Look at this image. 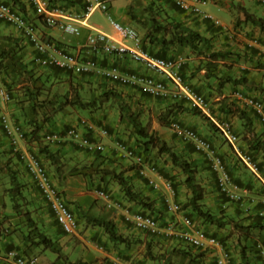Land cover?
<instances>
[{
  "label": "crops",
  "instance_id": "0c3cea01",
  "mask_svg": "<svg viewBox=\"0 0 264 264\" xmlns=\"http://www.w3.org/2000/svg\"><path fill=\"white\" fill-rule=\"evenodd\" d=\"M20 1L26 5L25 14L28 17L35 16L33 21L37 23L39 34L43 38L50 36L53 42L61 43L69 51L81 52L84 55L82 56L84 60L90 57L96 58L102 68L115 64L123 72L153 74L143 65L130 59L108 55L101 50L93 51L86 44V38L90 32L88 26L92 25L82 26L81 34L69 39L59 29L45 26L35 12L33 13V9L29 7L27 0ZM58 1V3L62 2L61 0ZM70 1L65 3L72 11L81 10V3L77 0ZM210 1L217 12L225 15L224 19H218L219 24L179 11L169 4H163L157 10L159 12L157 17L162 21L179 23L181 26L188 27L206 37L208 41L205 46H201L203 48L202 52L200 49L180 45L170 32L153 33L150 38L143 37L146 32L145 28L140 29L138 32L144 39L145 46L152 52L165 57H183L185 59L181 70L183 75L190 80V84L196 90L205 95L209 103L210 113L203 115L192 109L187 103L178 102L181 108L172 112L171 119L178 120L183 125L194 128L210 139L222 155L234 178L247 187L248 194L245 196L244 204L226 202L225 207L228 204L231 207H226L229 210L227 213L240 225H250L256 222L264 224V218H259L255 211L248 216L243 210L246 204L254 205L256 200L263 196L262 183L243 169L231 146L221 136L217 128L218 121L230 120L234 124L236 133L242 138L245 128L240 112L244 111L252 122L253 132L248 135L252 136L253 139L258 138L257 140L264 141V126L258 117L231 95L232 91L240 88L242 91L264 100V55L260 52V50H264V30L246 20L244 16V12H249L264 18V5L259 0ZM126 25L138 26L130 18L127 19ZM93 27L99 29L96 26ZM10 28L16 35L22 37L12 27ZM169 28L172 29V26L169 25ZM107 35L114 39L116 43L130 44L131 42L122 40L114 30L113 33ZM254 39L258 41L257 44L253 42ZM24 42L30 45L27 39H24ZM29 48V54L32 57L31 45ZM212 53H216V56L211 57ZM14 78L15 76L10 79L3 76L0 79V85L6 84L5 86L9 88L12 85L9 82H14ZM231 79H241V82L235 83ZM88 81L100 84V90L103 87L114 88L120 94L121 101L128 104L132 111L138 112L143 122H152L153 120L154 125L152 128L158 132L161 138L171 145L175 151L196 161L198 166L197 178L205 189L204 202L211 207L220 205L221 198L216 187L214 173L211 171L210 164L205 156L197 152L190 142L175 134L169 126H162L157 120L159 113L164 112L168 106L175 104V102L170 99L145 97L136 86L113 83L106 76L96 74L85 75L73 82L72 85L78 89H85L89 85ZM14 87H17V85L15 84ZM12 93H14V90H12ZM110 102L116 103L114 99H110ZM15 106L14 103L5 105L0 100V112L5 111L14 121L17 119L23 120L25 116L21 115L25 113L23 111L18 113ZM114 108L112 107L114 113L104 109L99 113L98 111H92L89 115L95 122L105 125L111 132L110 137L104 139L106 149L102 157H96L93 154L77 150L69 141L53 143L49 146L51 150L57 151L60 156L63 166L58 171L59 173L57 172V180L64 191L65 199L76 213L79 222L78 230L72 235H66L61 230L25 167L14 157L12 164L16 165L14 168L19 171V177L24 182L22 191L25 196V209L30 211V216L36 221L38 227L54 239L55 244L68 258V264H74L77 261L86 264H116L118 260L124 259H132L141 264H189V257L182 251L186 248V245L175 234L162 233L159 236L152 237L124 221L126 211L135 212L141 208L124 197L111 171H121L130 179L134 189L142 190L143 194H147L154 199V207L158 209L159 213L161 212L165 225L173 222L177 227L181 226L183 223L181 214L183 215L189 211L184 209L181 212L173 213L166 210V206L160 199L161 192L150 189L145 183V179L137 174L139 165L150 164L153 161L157 162L163 177L170 178L175 183L176 202L185 203L190 193L182 182L183 175L181 171L171 165L166 155L162 154L156 157V149L143 150L138 137L126 121L125 112H121L119 109L115 111ZM67 112H70V110L63 111L58 117L56 115L54 123L49 124V126L62 130L67 125L73 124L78 117H81L79 113L69 115ZM116 113L119 114L118 120H116ZM19 122L22 123V121ZM117 139H123L128 146L134 148L135 154L133 157L129 158L116 150L115 140ZM36 145L34 141H30V143L24 142L22 146L35 151L37 150ZM239 145L243 149L249 147L243 138ZM0 148L7 152L11 150L9 141L3 135L1 129ZM255 153L264 174V149L255 151ZM12 154L14 153L12 152ZM95 188L108 190L112 195V199L121 203V208L107 206L105 201L96 197ZM9 200L8 195L0 197V250L5 251L11 247H18L25 253L35 254V247H41V245L32 244L24 236L27 229L26 226L23 227L25 217L12 211ZM253 210H255V207ZM92 218L111 219L115 223L118 233L128 237L130 242L126 244L112 241L104 228L94 223L91 220ZM194 225L208 233L216 232L217 235L223 236L226 247L231 250L236 263L241 262V254H243L248 260V264H262L256 252V244L260 241L264 242V228L250 227L248 235L239 233L241 236L235 239L236 232L227 236L229 232L225 228H218L198 220L194 221ZM243 246H246V248H243ZM68 249L78 251V254L75 255L76 258H70ZM191 252L199 251L192 249ZM214 259L212 253L204 252L201 263L215 264Z\"/></svg>",
  "mask_w": 264,
  "mask_h": 264
},
{
  "label": "built area",
  "instance_id": "2783aa9c",
  "mask_svg": "<svg viewBox=\"0 0 264 264\" xmlns=\"http://www.w3.org/2000/svg\"><path fill=\"white\" fill-rule=\"evenodd\" d=\"M27 1L41 15L43 23L46 26L56 27L64 33L75 36L81 34L82 26L89 25V18L95 10L103 12L109 10V0H81L82 8L77 12L72 11L69 7H62L60 4L51 5L48 0ZM170 1L184 12L219 24L217 18L202 8L208 0ZM259 1L264 5V0ZM0 19L11 24L29 39L34 49L33 59L40 66H58L71 70L76 74L93 73L106 76L111 82L136 86L140 91L151 97L174 101L182 100L198 108L204 114L210 113L209 103L205 96L194 89L186 81L181 72V67L184 63L183 58H168L151 52L144 47L138 31L130 26H125L111 19L113 30L122 40L131 41L130 44L116 43L106 33L93 26H88L90 30L95 32L88 34L87 45L93 51L101 49L105 54L130 59L135 63L143 65L153 74L123 72L115 64L102 68L96 58L84 60L82 59L84 55L79 51H69L62 46L57 47L52 41L42 40L39 37L36 26L18 10L2 0H0ZM253 42H256V40ZM232 96L243 105L249 107L264 125V101L262 99L246 94L240 89L233 91ZM0 98L5 101L10 100V93L3 87H0ZM0 122L5 135L10 139L14 151L19 153L25 167L35 181L43 199L48 204L62 230L67 234L75 232L78 228L77 218L64 200L50 172L36 154L28 150H22L20 147V142L25 139L24 129L20 125L10 121L5 113H1ZM170 127L175 134L191 142L194 149L205 156L211 170L215 174V182L219 193L228 201L242 203L248 191L232 177L225 160L213 143L195 129L187 127L179 121H172ZM217 127L222 136L231 145L234 154L241 164L262 182L264 188V175L261 172L259 161L250 150L243 149L238 145L239 137L233 124L228 120H222L218 121ZM106 136H108L106 128L96 125L90 119L81 118L75 125L69 126L63 132L51 131L45 133L43 140L45 142L58 143L70 139L78 147L93 152L104 150L105 145L98 137ZM115 147L125 156H134V150L122 140H116ZM138 173L154 190L163 191L164 203L170 211L175 212L179 209L178 203L174 200L176 190L172 180L163 177L156 164H141ZM96 194L99 198L111 201L110 194L107 191L96 190ZM258 203L261 205L258 214L264 215V198L260 199ZM113 204L116 207H120L116 202ZM124 220L135 228L149 234H175L183 243L194 248L202 250L216 249L218 251L216 264H234L229 251L224 248L223 244L215 236L207 235L202 230L197 229L192 219L188 216H182L181 220L183 223L178 227L173 222L162 227L155 216L142 211H126L124 213ZM257 248L262 264H264V244H258ZM0 262H7L8 264H38L34 257L25 256L17 249L0 251ZM116 264L139 263L132 260H118Z\"/></svg>",
  "mask_w": 264,
  "mask_h": 264
},
{
  "label": "trees",
  "instance_id": "16d2710c",
  "mask_svg": "<svg viewBox=\"0 0 264 264\" xmlns=\"http://www.w3.org/2000/svg\"><path fill=\"white\" fill-rule=\"evenodd\" d=\"M7 3H11L14 8H17L20 10L19 12H22L25 14V3L21 2L20 0H4ZM51 5L53 4H60L62 7H67L66 1L70 0H61L62 2L58 3V0H48ZM79 3H81V0H77ZM72 2V1H70ZM73 3V2H72ZM146 7V11L143 17L140 15H136L135 13L130 14L131 19L142 29L145 28L146 32L144 33L145 38H150L153 33H159V32H170L177 43H179L182 46L190 47L193 49H200L202 52L203 46L207 43V38L198 33L197 31H194L188 27L181 26L179 23H174L173 21H168L164 22L161 19L157 17L158 11L160 7L163 4H169L171 7L180 10L176 5H174L170 0H152L148 3ZM81 8H82V3H81ZM151 8V11L149 10ZM147 9L150 11H147ZM144 14V13H143ZM245 19L252 22L256 26H258L260 29L264 30V18L255 16L253 13L249 12H244ZM4 23L5 25L12 27L7 22H4L3 20L0 19V24ZM36 27L37 24H33ZM169 25L172 26V29L169 28ZM13 28V27H12ZM20 34V33H17ZM49 36V35H48ZM17 38V39H16ZM2 39H5V41H10L12 43L18 44L22 40H24L23 37L16 35V37H4L2 36ZM143 39V38H142ZM52 41L51 37L49 36L47 38V41ZM87 41V38H86ZM144 42V39H143ZM87 44V42H86ZM144 47L145 43L143 44ZM56 46H64L61 45V43H56ZM88 46V45H87ZM202 46V47H201ZM90 47V46H89ZM91 48V47H90ZM147 48V47H146ZM68 50L67 48H65ZM92 49V48H91ZM101 50V49H98ZM102 51V50H101ZM155 53V52H154ZM159 55L158 53H155ZM162 56V55H159ZM212 56H216V53H212ZM0 58H2V55H0ZM94 58V57H90ZM21 62V61H20ZM19 62V67L18 71H13L10 73H13L11 76H6L4 75L3 71L2 75L4 77H9L14 78V82H9L12 84L9 86V90H11V96L12 100L15 96L16 90H14V93H12V89L14 85L19 82V77L24 76V79L20 80L23 83L19 87L20 90H18V93L23 91L25 97L24 100L26 103H28L29 107L28 109L31 110L32 114L29 119H26L24 122H28L27 127L22 125L24 127V135L26 137V142L30 143V141H34L37 145V150L33 151L36 153V155L40 158V160L46 165L47 168L50 169L51 166V171H53V174L56 178H58V171L62 169V162L60 160V156L57 151H53L49 148L50 143H46L43 141L42 136L40 134L41 130L43 127H45L46 124H50L53 120L51 119V116L48 114H45L47 117H43L41 120L35 119L33 113L35 112V106L34 102L36 103L37 100H39V96L42 92L41 89L38 88L39 85L43 83H47V81H54V79L58 80L62 78V80H67L69 83V92H74L72 97L70 96V93H65L63 96H61L59 99L58 98H50L48 100V104H51V108H53V114L55 112H60L63 110L66 106H75L79 107L80 109H88L91 106H95L96 108H99L101 106L102 101H110V99H114L117 103V106L121 112H125L126 116V121L130 125V127L133 130V133L138 137L140 144L143 147V150H148V149H156V157L159 155H166L171 163V165L175 168H178L182 175L183 179L182 182L188 189L190 195L185 203L182 205V209L187 208L188 209V214L194 219V217H197V219H200L203 223L214 225L218 228H227L228 226L233 227V222L235 227H238L241 229V232L239 233H244V234H249L248 229L250 227H261L264 228V224L261 222H256L252 223L250 225H240L237 222L234 221V219L231 218V216L228 213H225L224 210H226L222 204L227 200L222 194H220V205L215 206L213 209H208L205 207L206 203L204 202V194H205V189L204 186L199 182L197 178V170L198 166L197 163L194 159H190L183 155L180 152L175 151L171 145H169L163 138H161L157 133H154L152 131V124L151 121H146L143 122L140 119V114L136 111H132L130 106L124 102L121 101L120 94L114 89V88H107L103 87L101 90L100 96L101 100L96 101L95 99H86L84 98L81 93L80 89L77 87L73 86V91H72V82L70 81L73 80L75 77L82 78L85 75H92L93 73H81V74H76L72 72L71 70L64 69L58 66H40L38 65L33 57L29 58L27 63H20ZM213 64V63H212ZM29 66V67H28ZM37 67H41L45 70L44 73H39L34 77V72L36 71ZM11 68H14L13 66ZM35 70V71H34ZM36 80V81H35ZM79 80V79H78ZM235 83L236 82H241V79H231ZM77 81V80H76ZM36 82V83H35ZM39 82V83H38ZM75 82V81H74ZM92 82V81H88ZM35 83V84H33ZM100 85V84H99ZM101 86V85H100ZM82 89V88H81ZM66 91V92H68ZM143 96L145 97H150L149 95L141 92ZM42 94V93H41ZM58 96V95H57ZM32 101V102H31ZM175 104L168 106V108L164 112H160L159 115L157 116L158 122L162 126H170V123L172 121V112L175 110L181 108L180 104L178 102L185 104V101L179 100V101H173ZM41 104V105H40ZM40 106L43 107L44 103L40 102ZM54 104V105H53ZM177 104V105H176ZM192 109L198 111L201 113L199 110H197L195 107H192ZM241 117L243 118V126L245 128V132L243 133V139L247 142L249 148L252 151H259L264 149V141L263 140H257L258 138L253 139V137L248 134H251L253 132L252 128V122L250 118L245 114L244 111L240 112ZM48 121L50 123H48ZM52 124V123H51ZM26 125V124H25ZM42 142L43 145H39L38 142ZM77 150L83 151L80 148L76 147ZM12 150L9 151V153L5 150H2L0 148V160L3 158V156L9 154L10 160L13 162V158L16 157L21 163L23 162L20 155L18 153L12 154ZM4 152V153H3ZM6 152V153H5ZM85 153L88 154H93L96 157H102L103 153L102 151H84ZM13 155V157H12ZM256 157V153L254 154ZM157 159V158H156ZM7 159V163L10 161ZM11 162V163H12ZM153 164H156L158 167L159 172L161 173L159 169V165L157 162L153 161ZM228 168V166H227ZM15 169V168H14ZM26 169V168H25ZM229 169V168H228ZM138 170V169H137ZM230 171V170H229ZM18 170H13V175H12V184L10 189L8 190L10 192V201H11V209L15 214H22L25 217V225L26 226V231L24 232V236L32 243V244H37L41 245L44 248H53L58 252L59 257L57 260L50 262V264H68V258L63 254L64 257L61 255V250L58 247V245L55 244L54 239L47 234L45 231L40 229L36 223V221L30 216V211H26L20 213L19 210L17 209L18 206H25V196L23 194V186L24 183L23 181L20 180L18 177ZM58 172V173H57ZM231 173V171H230ZM18 174V175H17ZM112 176L115 178L117 183L119 184L124 197L130 201L134 202L136 205H138L143 212H149L154 215L158 214L159 218H161V212L159 213L158 209L154 207L155 200L152 199L149 195L143 194L142 190H136L134 189L133 185L130 182V179L125 176L121 171H111ZM137 174L139 175L138 171ZM232 177L234 178L233 174L231 173ZM17 176V177H16ZM140 176V175H139ZM236 182H238L241 186H244L241 181H238L236 178H234ZM175 185V183H174ZM150 189H152L149 186ZM20 196V199L15 202V198H18ZM160 199L162 200L164 204V200L162 196H160ZM212 208V207H211ZM157 211V212H156ZM194 216V217H193ZM259 218H264L263 215H258ZM94 223L98 224L99 226H102L106 232V234L109 236V238L112 241H116L119 243H129V238L126 236H123L122 234L118 233L116 230L115 223L109 219V218H92L91 219ZM160 224L163 226L165 225L163 220L160 222ZM142 232V231H141ZM149 236L155 237L156 235L145 233ZM212 235L216 236L217 233L214 232ZM221 240L223 239V236H219ZM186 248L182 249L183 253L186 254L189 257V264H202L201 259L203 257V253L206 251L198 250L199 252H191L192 249H194L190 245H186ZM243 248H246V246H243ZM197 250V249H194ZM242 255V260L239 264H248V260L245 258V255ZM74 264H86L82 263L80 261L75 262Z\"/></svg>",
  "mask_w": 264,
  "mask_h": 264
},
{
  "label": "rangeland",
  "instance_id": "374dc122",
  "mask_svg": "<svg viewBox=\"0 0 264 264\" xmlns=\"http://www.w3.org/2000/svg\"><path fill=\"white\" fill-rule=\"evenodd\" d=\"M150 1H152V0H110L109 11L103 12L100 10H95L93 12V14L91 15V17L89 18V21H88L89 25L98 27L101 31L105 32L106 34H111V33H113V28L111 25V19H114L117 22H119L123 25H126L127 19L128 18L131 19L130 14L135 13L137 16L140 15L141 17H143L145 15L146 7H147V5H149L148 3ZM202 8L205 11L208 10L207 12L210 13L211 15H213L217 19L222 20L225 18V15L223 13L216 11V8L213 7V4L210 0ZM149 10L151 11V8ZM149 10L147 9V11H149ZM34 12H35V10H33V13ZM30 17H31L30 19H32V20L35 19V16L34 17L30 16ZM134 28L137 29L138 31L141 29L139 26H135ZM88 30L92 33L95 32V31L90 30V29H88ZM65 35L69 39L74 37V35H71V34L65 33ZM2 36H4V37L9 36L11 39L12 37H16V33H14L11 30V28L9 26L5 25L4 23L0 24V55H2V58H0V70L3 71L4 75L11 76L13 74V73H10V72H12L11 70L18 71L20 61H21L20 63H27L29 58H31V56L29 54L30 45H28L26 42H24V40H22L18 44L12 43L10 41H5V39H2ZM12 66L14 68H11ZM43 70H45V69H43L41 67H37L36 71L34 70L35 71L34 77H36V75L39 73L43 74L44 73ZM21 79L23 80L24 76L19 77V80H18L19 82L17 83V87H13V89H12V90H16V93H15L13 100H11L9 102H5L4 100L3 101L1 100V101L5 105L14 103V105H16L15 107H17L16 110L18 113H20V112L22 113V111H23L25 113V114L21 115V116H25L23 118V120L17 119L16 121L17 122L22 121V125L27 127L28 122H24V121H26V119H29L31 117L32 112L30 109H28V107H29L28 103H26V101L24 100L25 95H24L23 91L18 93V90H20L19 87L23 83L22 81H20ZM78 79H79L78 77H75L73 80L70 79V81L73 83L74 81H76ZM186 80L188 82L190 81L189 79H186ZM35 83H33V84H35ZM69 83L70 82H68L67 80H62V78H60L58 80L54 79V81H52V82L47 81V83H43V84L38 86V88L42 90V92H41L42 94L39 93L40 94L39 100H37L36 103L34 102V106H35L34 111L35 112L33 113V115H34V117H36L35 119H37V120L41 119L42 120L43 117H47V116H45V114H48L51 116V119L53 120L51 123L53 124L56 115L58 117L59 114L63 113V111H69L70 110V112H67L69 115L70 114L75 115V113H79L81 115V117L82 116L88 117L90 115V112H92V111H94V112L98 111V113H99V112H102L104 109H106V110L108 109L110 112L114 113V110H112V107L114 108V106H116L114 108L115 111H117L119 109L117 106V103H113V102H110L108 100L107 101L101 100L100 85L97 82H94V83L93 82H87V83H89V85H87V87L85 89L84 88L80 89V90H82V91H80V93L86 99L87 98L90 100L95 99L96 101H99V99H100L102 101V103H101V106L99 108H96L95 106H91L88 109H80L79 107L68 105L63 110H61L60 112H55L53 114L52 113L53 108H51V104H48V100L50 98L54 99L55 97L59 99L65 93H70L69 97H72L74 92L72 93V92L68 91V90H70L69 89ZM5 85L6 84H4V86ZM77 85H79V84H77ZM73 86L74 85H72V91L74 89ZM66 91H68V92H66ZM40 102L44 103L43 107L40 106L41 105ZM116 115H117L116 120H118L119 114L116 113ZM153 122L154 121L152 120V122H151L152 126L154 125ZM19 123H21V122H19ZM48 123H50V122L48 121ZM0 129H1V125H0ZM54 129L55 128H52V126H49V124H46L45 127H43V129L41 130L40 134L44 131H49V130H54ZM152 131L154 133L158 134V132L154 128H152ZM240 132H241V129H240ZM242 138H243V136H242ZM242 138H241V140H242ZM42 142L39 141L38 144L43 145L44 142L43 143ZM9 156L10 155L7 154V155L3 156V158L0 160V197L8 195V198L10 197V192L8 190L11 187L12 179H13L12 178L13 170H15L14 167L16 166L15 164L11 163L12 161L10 160ZM12 157H13V155H12ZM7 159L10 160L8 163H7ZM243 169H245V168L243 167ZM245 171H246V169H245ZM248 173H250V172H248ZM18 177H19V175H18ZM20 180L23 181V179H21V178H20ZM19 199H20V196H18V198H15V202H17ZM9 203L11 204L10 200H9ZM245 204H246V202H245ZM205 207L208 209L215 208V207L211 208V206L207 205V204L205 205ZM229 207L230 206H228V208ZM228 208L226 210H224L225 213L229 212ZM17 209L19 210L20 213L25 212V206L24 205L18 206ZM185 209H187V208H185ZM245 213L248 216L251 215L246 211H245ZM194 220L201 221L200 219H197V217H194ZM225 229L227 232H229L227 234V236L234 234L235 232H236L235 237H234L235 239H237L241 236V235H239V232H241V229H239L238 227H235L234 222H233V228L231 226H228ZM227 236H225V237H227ZM223 239H225V238H223ZM35 248H36L34 251L35 254H33V255L38 259L39 264H50V262L57 260V258L59 257L58 252L51 247L50 248H44L42 246L41 247L38 246ZM68 251H70L69 253H70L71 259L76 258L75 255L78 254V251H74V250L72 251L69 249H68ZM61 255H62V257H64L62 252H61Z\"/></svg>",
  "mask_w": 264,
  "mask_h": 264
},
{
  "label": "clouds",
  "instance_id": "9594fccd",
  "mask_svg": "<svg viewBox=\"0 0 264 264\" xmlns=\"http://www.w3.org/2000/svg\"><path fill=\"white\" fill-rule=\"evenodd\" d=\"M2 1H4V0H2ZM209 1V0H208ZM5 2V1H4ZM7 3V2H6ZM27 3L29 4V7L31 8V9H33V10H35V14L37 15V17H39V19H41V21H42V23H43V20H42V18H41V15H39L38 13H37V11H36V9L27 1ZM208 3V2H207ZM206 3V4H207ZM10 6H12L13 7V5L11 4V3H8ZM205 4V5H206ZM68 7V6H67ZM109 8H110V0H109ZM16 10H18L17 8H15ZM18 11H20V10H18ZM109 11V10H108ZM184 12V11H183ZM207 12V11H206ZM21 14H23V16L26 18V19H28L32 24H37L36 22H34L32 19H30V17H28L26 14H24V13H22V12H20ZM187 13V12H186ZM199 17V16H198ZM214 17V16H213ZM205 20H208V19H205ZM44 24V23H43ZM215 24V23H214ZM11 25V24H10ZM45 25V24H44ZM46 26V25H45ZM125 26H129V25H125ZM13 27V26H12ZM48 27V26H47ZM131 27V26H130ZM37 28V30H38V27H36ZM56 28V27H55ZM132 28H134V27H132ZM13 29L15 30V31H17V33H20L21 35H22V37L26 40L27 39V41L29 42V44L31 45V47H32V50H33V54H34V49H33V45H32V43L29 41V39L22 33V32H20V31H18L16 28H14L13 27ZM58 29V28H57ZM135 29V28H134ZM137 30V29H136ZM61 31V30H60ZM138 31V30H137ZM62 32V31H61ZM62 33H64V32H62ZM139 33V32H138ZM38 34H39V31H38ZM66 34H68V33H66ZM139 35H140V33H139ZM75 36V35H74ZM39 37L42 39V40H47V38H43V36L42 35H40L39 34ZM140 37H141V35H140ZM141 39H142V37H141ZM255 40V39H254ZM253 40V41H254ZM51 41V40H50ZM52 42H53V40H52ZM142 42H143V39H142ZM55 43V42H54ZM254 43H258V41L256 40V42H254ZM56 44V43H55ZM143 44H144V42H143ZM146 48V47H145ZM148 49V48H147ZM151 51V50H150ZM263 51L264 50H260V52H261V54H263ZM152 52V51H151ZM154 53V52H153ZM264 55V54H263ZM32 57H33V55H32ZM163 57H165V56H163ZM168 58H173V57H168ZM175 58H180V57H175ZM181 58H183V57H181ZM183 60H184V62H185V59L183 58ZM183 65H184V63H183ZM182 65V66H183ZM181 70H182V67H181ZM182 72V71H181ZM183 74V73H182ZM184 76V75H183ZM3 77V75H2V72H1V70H0V78H2ZM184 78H185V76H184ZM186 79V78H185ZM110 81V80H109ZM187 81V80H186ZM188 82V81H187ZM113 83H115V82H113ZM189 83V82H188ZM117 84H119V83H117ZM190 84V83H189ZM121 85V84H120ZM191 85V84H190ZM192 86V85H191ZM0 87H3L4 89H6L9 93H10V100H8V101H5V102H9V101H11L12 100V96H11V90H9V88L8 87H6V86H4L3 84L2 85H0ZM193 87V86H192ZM194 88V87H193ZM195 89V88H194ZM238 89V88H237ZM240 89V88H239ZM140 90V89H139ZM236 90V89H235ZM234 90V91H235ZM240 90H242V89H240ZM198 91V90H197ZM142 92V91H141ZM199 92V91H198ZM233 92V91H232ZM246 93V92H245ZM202 94V93H201ZM246 94H248V93H246ZM204 95V94H203ZM231 95H232V93H231ZM250 95V94H249ZM205 96V95H204ZM252 96H254V95H252ZM151 97V96H150ZM233 97V96H232ZM255 97H257V96H255ZM151 98H154V97H151ZM206 98V97H205ZM234 98V97H233ZM257 98H259V97H257ZM154 99H157V98H154ZM261 99V98H260ZM0 100H2L3 101V99H1L0 98ZM171 100V99H170ZM237 100V99H236ZM263 100V99H262ZM172 101H174V100H172ZM264 101V100H263ZM188 104V103H187ZM188 105H190V104H188ZM191 106V105H190ZM191 107H193V106H191ZM196 108V107H195ZM249 108V107H248ZM197 110H199L198 108H196ZM250 109V108H249ZM251 110V109H250ZM200 111V110H199ZM252 111V110H251ZM201 112V111H200ZM1 113H5L6 115H7V117H8V119L10 120V121H12L13 123H15V124H18V125H20L21 126V123H19V122H17V121H14V120H12L9 116H8V114L5 112V111H1L0 112V115H1ZM203 115H205L203 112H201ZM252 113H253V111H252ZM254 114V113H253ZM207 115V114H206ZM255 115V114H254ZM256 116V115H255ZM91 116H88V117H84V116H82V117H78L76 120H75V122H73V124L71 123V124H69V125H67L64 129H62V130H57V129H54V130H49V131H44V132H42L41 133V136H42V139H43V135L45 134V133H47V132H51V131H61V132H63V131H65V129H67L69 126H71V125H75L81 118H87V119H90V120H92L96 125H98V126H101V127H104V128H106L107 130H108V136H106V137H98L103 143H104V145H105V142H104V139L105 138H108V137H110V135H111V132L109 131V129L104 125H101L100 123H98V122H95L92 118H90ZM259 119V118H258ZM172 121H174V120H172ZM171 121V122H172ZM176 121H178V120H176ZM220 121H222V120H220ZM228 121H230V120H228ZM180 122V121H179ZM231 123H232V121H230ZM181 123V122H180ZM171 124V123H170ZM233 124V123H232ZM262 124V123H261ZM0 125H1V131L3 132V135L8 139V141H9V144H10V147H11V150H12V152L13 153H18V152H16V151H14V149H13V147H12V145H11V142H10V139L5 135V133H4V131H3V128H2V124H1V122H0ZM263 125V124H262ZM186 126V125H185ZM233 126H234V124H233ZM264 126V125H263ZM22 127V126H21ZM187 127H189V126H187ZM22 128H24V127H22ZM169 128L171 129V127L169 126ZM190 128H192V127H190ZM218 128V127H217ZM192 129H194V128H192ZM235 129V128H234ZM172 130V129H171ZM218 130H219V128H218ZM173 131V130H172ZM197 131V130H196ZM219 132H220V130H219ZM200 133V132H199ZM201 134V133H200ZM220 134H221V132H220ZM204 136V135H203ZM221 136H222V134H221ZM223 137V136H222ZM238 137H239V134H238ZM207 138V137H206ZM224 138V137H223ZM225 139V138H224ZM117 140H122V141H124L123 139H117ZM210 140V139H209ZM226 140V139H225ZM240 140H241V138L239 137V141H238V145H239V142H240ZM44 141V140H43ZM67 141H69V142H71L74 146H76V147H78L77 145H76V143L74 142V141H72V140H70V139H67V140H64V141H62V142H67ZM186 141V140H185ZM211 141V140H210ZM227 141V140H226ZM27 143L26 142V137H25V139L23 140V141H21L20 142V147H21V149L22 150H28V151H30V152H33L32 150H30V149H28V148H26V147H23L22 145H23V143ZM45 142V141H44ZM62 142H58V143H62ZM115 142H116V140H115ZM125 142V141H124ZM189 142V141H188ZM228 142V141H227ZM46 143H50V144H53V143H56V142H46ZM126 143V142H125ZM191 143V142H190ZM229 143V142H228ZM127 144V143H126ZM192 144V143H191ZM128 145V144H127ZM230 145V144H229ZM231 146V145H230ZM240 146V145H239ZM130 147V146H129ZM78 148H80V147H78ZM131 148V147H130ZM81 150H83V151H87V150H85V149H82V148H80ZM105 149H106V146H105V148H104V150H102V152H105ZM133 150H134V148H132ZM231 149H232V147H231ZM245 149H248V150H250L253 154H255V152L254 151H252L249 147L248 148H245ZM117 150V149H116ZM232 151H233V149H232ZM89 152H92V151H89ZM198 152V151H197ZM34 153V152H33ZM201 153V152H200ZM234 153V152H233ZM19 154V153H18ZM34 154H36V153H34ZM134 154H135V150H134ZM236 156V155H235ZM128 157V156H127ZM133 157V156H132ZM39 158V157H38ZM130 158V157H129ZM256 158L258 159V157L256 156ZM40 159V158H39ZM238 159V158H237ZM23 161V160H22ZM239 161V160H238ZM258 161H259V159H258ZM240 162V161H239ZM43 163V162H42ZM241 163V162H240ZM22 164H23V166L25 167V164H24V162H22ZM44 164V163H43ZM151 164H153V163H151ZM45 165V164H44ZM243 166V165H242ZM259 166H260V161H259ZM45 167H46V165H45ZM139 167H140V165H139ZM139 167H138V169H139ZM244 167V166H243ZM26 168V167H25ZM47 168V167H46ZM245 168V167H244ZM246 169V168H245ZM260 169H261V166H260ZM47 170L50 172V174H51V176H52V178L54 179V181H55V183L57 184V186H58V188L60 189V191H61V194H62V196H63V198H64V200L67 202V200L65 199V197H64V191L62 190V188H61V186L59 185V183H58V180H57V178L54 176V174H53V171H51V169H49V168H47ZM247 170V169H246ZM26 171H27V173L29 174V176H30V178H31V180L34 182L33 184L35 185V187H36V189H37V191L39 192V194H40V196L42 197V195H41V193H40V191H39V189H38V187H37V185H36V183H35V181L32 179V177H31V175H30V173L28 172V170H27V168H26ZM212 171V170H211ZM248 172H250L249 170H247ZM213 172V171H212ZM261 172H262V170H261ZM251 173V172H250ZM161 174V173H160ZM263 174V173H262ZM162 175V174H161ZM251 175H253L252 173H251ZM264 175V174H263ZM163 176V175H162ZM141 177V176H140ZM253 177H255L254 175H253ZM141 178H143V177H141ZM166 178V177H165ZM214 178H215V174H214ZM256 178V177H255ZM167 179H170V178H167ZM258 179V178H257ZM170 180H172V179H170ZM259 180V179H258ZM172 182H173V185H174V181L172 180ZM145 183L147 184V181L145 180ZM216 183V182H215ZM262 183V182H261ZM148 185V184H147ZM149 186V185H148ZM151 187V186H150ZM216 187H217V185H216ZM242 187H244V188H247L246 186H242ZM152 188V187H151ZM174 188H175V185H174ZM153 189V188H152ZM96 190H104V191H107L109 194H110V197H111V201H106V200H104V199H102V198H99L98 196H97V194H96ZM154 190V189H153ZM175 190H176V188H175ZM217 190H218V188H217ZM156 191H159V190H156ZM262 191H263V196L262 197H260V198H258L257 200H256V202H255V204L254 205H252V204H248V205H245L244 207H243V210L244 211H246V212H248L249 214H252L254 211H255V214L258 216L259 214H258V211H259V209H261V205L258 203V201L260 200V199H262V198H264V188H263V185H262ZM161 192V194H162V198H164V196H163V191H160ZM94 193H95V195H96V197L97 198H99V199H101V200H103V201H105V203H106V205L107 206H113V207H115V208H121V203L119 202V201H114L113 199H112V195H111V193L108 191V190H106V189H104V188H95V190H94ZM218 193H219V191H218ZM247 194H248V192H247ZM246 194V195H247ZM245 195V196H246ZM176 196V195H175ZM219 196H220V193H219ZM42 199H43V197H42ZM244 199H245V197H244ZM164 200V199H163ZM174 200H175V197H174ZM43 201L46 203V201L43 199ZM118 203L119 205H120V207H116L113 203ZM226 202H231V201H228V200H226L223 204H222V206L225 208V209H227L226 207H228L229 206V204L225 207V203ZM178 203V202H177ZM232 203H237V204H241V205H243L244 204V200H243V202L242 203H240V202H232ZM67 204L69 205V203L67 202ZM46 205H47V207L49 208V206H48V204L46 203ZM164 205L166 206V210H168V211H170L169 209H168V207H167V205L164 203ZM178 205H179V209L177 210V211H175V212H181L182 210H184V209H182V205L183 204H180V203H178ZM256 205V206H255ZM69 207H70V205H69ZM254 207H255V210H253L254 209ZM71 208V207H70ZM72 209V208H71ZM49 211H50V213H51V215L53 216V218H54V220L56 221V219H55V217H54V215H53V213H52V211L50 210V208H49ZM72 211L74 212V214H75V216H76V213H75V211L72 209ZM138 211H141V210H138ZM136 212V211H135ZM143 212V211H142ZM172 212V211H171ZM145 213H148V214H151V215H153V216H155L158 220H159V222H161L162 221V215H161V218H159V215L158 214H156V215H154V214H152V213H149V212H145ZM174 213V212H173ZM188 216L189 218H191L192 219V221H193V223H194V219L188 214V213H185V214H181V218H182V216ZM264 216V215H263ZM77 218V217H76ZM77 221H78V218H77ZM125 221V220H124ZM57 222V221H56ZM126 222V221H125ZM128 223V222H127ZM169 223V222H168ZM57 224H58V222H57ZM130 224V223H129ZM59 225V224H58ZM167 225V224H166ZM60 226V225H59ZM133 226V225H132ZM162 226V225H161ZM165 225H163L162 227H164ZM195 226V225H194ZM134 227V226H133ZM61 228V227H60ZM78 228H79V222H78ZM78 228H77V230H78ZM197 228V227H196ZM137 229V228H136ZM197 229H200V228H197ZM61 230H62V228H61ZM76 230V231H77ZM137 230H139V229H137ZM200 230H202V229H200ZM63 231V230H62ZM75 231V232H76ZM139 231H141V230H139ZM203 232H205L207 235H212V233H208V232H206L205 230H202ZM64 232V231H63ZM75 232H73V233H71V234H67V233H65L66 235H72V234H74ZM142 232H144V233H146L145 231H142ZM161 235V234H160ZM156 236H159V235H156ZM212 236H214V235H212ZM222 244H223V246H224V248L226 249V250H228L229 251V253H230V255H231V258H232V261L234 262V264H238V263H236L235 262V260H234V257H233V254H232V252H231V250H229V248L228 247H226V244H225V239H222L221 240V238L220 237H218L217 235L215 236ZM180 240V239H179ZM181 241V240H180ZM183 243V242H182ZM183 244H185V243H183ZM258 244H264V242L263 241H260L259 243H257L256 244V252H257V255L260 257V255H259V252H258V248H257V245ZM185 245H187V244H185ZM194 248V247H193ZM9 249H17L20 253H22V254H24L25 256H29V257H34L36 260H37V263L39 264V262H38V259L33 255V254H28V253H25L24 251H22L21 249H19L18 247H11V248H8V249H6V250H9ZM194 249H197V250H202V249H198V248H194ZM5 250V251H6ZM1 251V250H0ZM202 251H206V252H210V253H212L213 254V256H214V261H215V264H216V257H217V255H218V251L216 250V249H206V250H202ZM1 252H4V251H1ZM260 259H261V257H260ZM124 260H132V259H124ZM132 261H135V260H132ZM137 263H139L138 261H136ZM0 263H7V262H0ZM261 263H262V261H261ZM8 264V263H7ZM139 264H141V263H139Z\"/></svg>",
  "mask_w": 264,
  "mask_h": 264
}]
</instances>
